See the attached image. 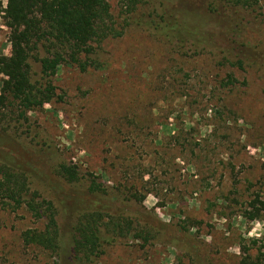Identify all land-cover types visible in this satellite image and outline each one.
<instances>
[{
    "label": "rangeland",
    "instance_id": "rangeland-1",
    "mask_svg": "<svg viewBox=\"0 0 264 264\" xmlns=\"http://www.w3.org/2000/svg\"><path fill=\"white\" fill-rule=\"evenodd\" d=\"M129 1H109L122 34L97 47L101 63L86 73L64 66L58 98L10 126L35 167L33 189L58 208L63 243L58 253L26 244L23 234L46 221L0 198V264H264V216L248 218L252 201H264V0L252 10L145 0L134 14ZM164 20L175 31L155 34ZM9 37L0 16V57L11 55ZM232 37L242 68L216 51ZM60 163L78 169V184L54 174ZM92 180L107 187L110 215L156 238L110 241L98 258H78L70 232Z\"/></svg>",
    "mask_w": 264,
    "mask_h": 264
},
{
    "label": "trees",
    "instance_id": "trees-1",
    "mask_svg": "<svg viewBox=\"0 0 264 264\" xmlns=\"http://www.w3.org/2000/svg\"><path fill=\"white\" fill-rule=\"evenodd\" d=\"M6 1V7L0 2V16L10 31L11 55L0 57V75L3 77L0 95V198L9 207L12 203L20 208L26 206L33 216L46 221L45 231L23 234L26 244H38L58 253L63 243L58 208L53 200H44L33 189L35 167L23 156L24 144L9 133L10 126L25 123L29 113L52 104L58 98L53 79L64 66L81 73L96 68L102 58L101 47H97L122 33L115 27L110 0ZM144 1L130 0L128 12L134 14ZM227 1V5L243 10H252L259 5L258 0ZM164 21L165 25L159 27L154 24L155 34L170 29L175 31V27ZM232 39L233 44L230 40L226 48L220 46L216 51H220L225 60L236 58L235 64L242 68L245 63L241 56L233 57L236 49L231 45L237 46L238 43L234 37ZM184 40L186 43L191 38ZM197 43L198 50L207 48L204 39H198ZM236 83L230 78L227 86H235ZM53 169L54 174L69 185H76L81 180L74 166L60 163ZM108 196L107 187L91 181L87 205L82 208L85 212L78 217L70 232L69 245L78 258H98L110 241L131 237L145 245L156 238L153 230L138 226L132 219L110 215L103 205ZM65 202L62 203L64 207ZM252 208L248 216L251 221L264 216V201L260 198L252 201Z\"/></svg>",
    "mask_w": 264,
    "mask_h": 264
}]
</instances>
